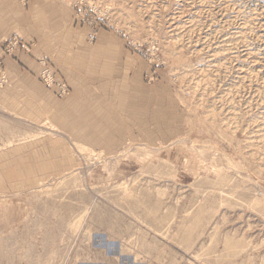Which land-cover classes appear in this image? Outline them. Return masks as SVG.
<instances>
[{
	"label": "rangeland",
	"instance_id": "rangeland-1",
	"mask_svg": "<svg viewBox=\"0 0 264 264\" xmlns=\"http://www.w3.org/2000/svg\"><path fill=\"white\" fill-rule=\"evenodd\" d=\"M59 1L63 64L116 131L26 117L8 58L66 83L1 41L0 264H264V0Z\"/></svg>",
	"mask_w": 264,
	"mask_h": 264
},
{
	"label": "crops",
	"instance_id": "crops-1",
	"mask_svg": "<svg viewBox=\"0 0 264 264\" xmlns=\"http://www.w3.org/2000/svg\"><path fill=\"white\" fill-rule=\"evenodd\" d=\"M67 12V7L59 0H34L28 7L18 0H0V44L14 33L27 40H36L39 50L56 54L54 70L70 89L68 95L59 97L55 89H48L41 83L42 68L34 58L27 55H22L20 61L8 58L5 67L11 83L23 91L16 100L27 104L26 108L17 107L13 99L12 107L20 108L26 117H36L37 112H42V116L49 117L63 133L75 137L81 133H115V112L108 113L112 97L101 104L97 95L93 96L90 84L83 86L75 79V55L69 58L67 65L63 64L62 54L66 51L65 43L70 40L72 22Z\"/></svg>",
	"mask_w": 264,
	"mask_h": 264
},
{
	"label": "built area",
	"instance_id": "built-area-1",
	"mask_svg": "<svg viewBox=\"0 0 264 264\" xmlns=\"http://www.w3.org/2000/svg\"><path fill=\"white\" fill-rule=\"evenodd\" d=\"M20 1L25 5L29 2V0H20ZM44 80H45L44 83L48 88L52 89L53 87H55V91L59 97H64L66 93L69 92L66 84L57 83L56 85L55 80L52 79L51 77L49 79H44Z\"/></svg>",
	"mask_w": 264,
	"mask_h": 264
},
{
	"label": "bare ground",
	"instance_id": "bare-ground-1",
	"mask_svg": "<svg viewBox=\"0 0 264 264\" xmlns=\"http://www.w3.org/2000/svg\"><path fill=\"white\" fill-rule=\"evenodd\" d=\"M46 76H47V75H46ZM17 118H18V117H17ZM2 119H3V118H2ZM9 119H10V118H9ZM9 119H8V120H9ZM18 121H19V120H18ZM5 122H6V121H5ZM17 124H18V123H17ZM0 125H1V124H0ZM10 125H11V124H10ZM6 126H7V125H6ZM6 130H7V129H6ZM13 131H14V130H13ZM7 132H8V130H7ZM7 132H6V133H7ZM9 133H10V131H9ZM8 135H9V134H8ZM6 136H7V135H6ZM165 139H166V138H165ZM174 221H175V220H174ZM252 224H253V223H252ZM210 235H211V234H210ZM251 250H252V249H251ZM239 255H240V254H239Z\"/></svg>",
	"mask_w": 264,
	"mask_h": 264
}]
</instances>
